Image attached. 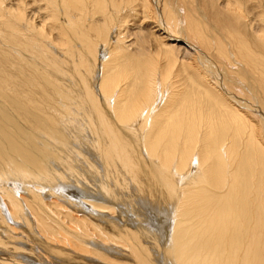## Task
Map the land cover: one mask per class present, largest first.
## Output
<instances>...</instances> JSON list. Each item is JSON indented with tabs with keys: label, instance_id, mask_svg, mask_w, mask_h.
<instances>
[{
	"label": "bare ground",
	"instance_id": "6f19581e",
	"mask_svg": "<svg viewBox=\"0 0 264 264\" xmlns=\"http://www.w3.org/2000/svg\"><path fill=\"white\" fill-rule=\"evenodd\" d=\"M0 264H264V0H0Z\"/></svg>",
	"mask_w": 264,
	"mask_h": 264
},
{
	"label": "rangeland",
	"instance_id": "374dc122",
	"mask_svg": "<svg viewBox=\"0 0 264 264\" xmlns=\"http://www.w3.org/2000/svg\"><path fill=\"white\" fill-rule=\"evenodd\" d=\"M136 22V21H135ZM129 28H131V27H129ZM134 30V29H133ZM132 31V30H131Z\"/></svg>",
	"mask_w": 264,
	"mask_h": 264
}]
</instances>
